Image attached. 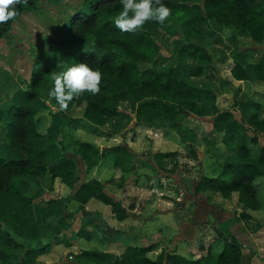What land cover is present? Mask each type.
Here are the masks:
<instances>
[{
    "label": "trees",
    "instance_id": "16d2710c",
    "mask_svg": "<svg viewBox=\"0 0 264 264\" xmlns=\"http://www.w3.org/2000/svg\"><path fill=\"white\" fill-rule=\"evenodd\" d=\"M39 0H18L16 15L4 22L1 34L21 13L38 8ZM171 9L165 24L148 21L135 32H121L112 22L121 10L120 0H88L68 23L69 32L80 41L73 49L49 55L33 68L24 87L18 89L11 102L0 109V122L5 124L4 141L0 143V264H39L40 256L48 254L53 244L72 243L68 236L56 234L40 239L34 245L21 242L15 232H22L33 221L41 219L42 208L35 198L42 195V179L59 177L74 188L81 179L79 156L88 167L98 165L103 159L113 161L127 178L138 163H157L163 167L164 159L176 151H153L151 156L138 155L130 148L115 145L100 149L88 141L76 139L70 151L60 137L66 126L74 121L100 128L112 126L115 119L126 116L121 102L128 101L135 110L137 123L151 126L168 125L175 128L183 141L185 131L190 138L202 142L193 129L182 124L189 113L202 115L212 106L215 112L213 128L223 132V142L230 154L220 155L219 165L212 176L202 174L193 185L196 195L212 189L222 197L232 198L234 193L243 205V211L231 221L214 229L224 239L218 253H192L186 256L174 250L162 249L156 258L148 253L153 243L140 241L127 231L107 222L101 211L90 210L86 204L97 199L110 205L114 216L124 220L131 216L132 206L114 199L105 190V183L92 179L83 181L70 197H52L44 207L47 218H75L80 214L81 231L74 237L91 236L87 226H93L105 242L119 241L126 246L121 254L108 250L85 248L74 253L71 264H240L243 243L236 237L232 226L241 220L253 218L260 209L259 193L264 190V146L258 152L259 134L264 133L262 104L255 102L257 110L248 121L238 119L231 110L232 99L220 87L197 85L189 78L203 76L212 67L213 55L204 44L202 25L213 22L216 29L233 28V37L249 36L255 43H264V0H162ZM168 34L179 39L176 58L170 65L160 62L161 46L157 34ZM243 51L253 52L251 48ZM86 62L100 70V91L95 95L84 93L74 97L64 110L50 111V116L40 113L37 100H45L51 87L53 73L64 70L73 63ZM255 78L264 80V50L257 61L251 63ZM234 78L249 80L252 73L239 61L231 69ZM56 104L54 100L50 101ZM58 144L61 156L48 159L52 148ZM9 148V155L2 152ZM57 146V145H56ZM20 150L26 156H17ZM192 152L197 149L193 145ZM71 200L79 203L75 211L68 209ZM197 221L194 217L192 224ZM78 232V233H77Z\"/></svg>",
    "mask_w": 264,
    "mask_h": 264
},
{
    "label": "rangeland",
    "instance_id": "374dc122",
    "mask_svg": "<svg viewBox=\"0 0 264 264\" xmlns=\"http://www.w3.org/2000/svg\"><path fill=\"white\" fill-rule=\"evenodd\" d=\"M87 1L39 0L38 8L19 14L2 34L1 27L4 23L0 24V109L11 102L14 93L24 87L32 69L38 67L44 59L81 44L69 32L67 26L75 13L85 9ZM202 28L206 34L204 44L213 55L212 67L203 76H193L189 79L194 84L211 88L221 85L223 91L233 99L232 111L236 117L248 121L251 113L250 105L254 101L252 94L264 91V80L255 78L251 65L263 52L264 43H255L249 36L233 37V28L219 30L213 26V22L204 23ZM156 36L161 46L159 60L165 65H170L176 58L180 40L165 33ZM245 47H250L253 52L243 51ZM240 53L249 62L247 69L252 73V77L238 86L237 82L232 84L228 79L231 77L232 65L241 57ZM243 61L246 64L245 60ZM37 105L44 116H50L52 111L59 109L56 104L45 102L42 98L37 100ZM124 108L134 111L128 101L121 102V109ZM214 116L213 107L208 106L202 115L189 113L182 117L183 125L193 128L196 132L200 131L202 139H206L200 143L190 138L191 133L188 131L184 134L189 141H183L178 131L168 125L159 126L171 130L172 137L168 141L164 136L151 138L148 134L135 141L132 151H136L135 153L139 155L150 157L156 150L176 152L164 159L163 167H159L156 162L138 163L127 178L119 177L118 182L113 178L105 182L110 190L114 189L115 184L119 185L116 191L117 197L126 206H132L131 216L124 220L114 219L112 224L110 215L111 217L114 215L111 206L96 200L99 203L97 202L95 207L98 205L108 207L104 214L108 217L107 222L136 235L140 241L155 245V248L148 253L151 258H156L165 248L186 256L192 253H207L209 249L213 253H218L224 245V239L216 233L215 224L222 226L227 233L225 221H233L244 209L235 193L227 200L212 189L198 195L193 190V185L199 181L202 174L212 176L214 167L219 165L220 155L231 153V149L223 143V133L216 132L212 127ZM4 127L5 124L0 122V143L4 141ZM128 135L133 136V141L136 140V134L133 132ZM71 137V142L67 143L69 149L74 147L75 137ZM262 137L264 133L259 134V143L253 147L255 152L264 145ZM81 138H87V135L82 134ZM56 145L58 147L57 143ZM193 145L197 149L195 153L191 151ZM2 152L6 155L10 154L9 148L5 146ZM26 154V151L20 150L17 156H26ZM53 157L54 151L51 150L48 159ZM42 183L44 192L35 198V202L42 208L41 219L37 221L39 231L45 238L51 237L56 231V234L60 233V235L63 232L62 235L68 236L72 244L67 246L64 243H54L51 251L42 255L39 264H71L74 253L85 248L108 250L117 254L125 250L126 246L123 242L103 241L100 233L94 230L93 226L86 227L90 230V237L82 233L74 237L73 231H81L80 214H76L77 219L69 220L62 217L47 218L43 209L48 198L56 194L66 195L65 197H70L72 194L69 188L62 189L59 186L54 188L46 177L42 179ZM77 207L76 202L70 201L68 204V209L71 211H75ZM101 211L103 213V210ZM253 213L255 214L256 211ZM215 215L220 216L218 223ZM194 217L197 221L192 224ZM259 217V220H264V212L259 213ZM252 219L256 220L254 216ZM252 219L241 220L232 226L236 237L243 245L259 236L253 234L259 230L263 221L258 220L253 224ZM248 222L251 225H248ZM19 237L23 238V236ZM250 246L251 249L248 251L253 252L250 255L255 254L257 260L249 264H264V245L260 243L256 249Z\"/></svg>",
    "mask_w": 264,
    "mask_h": 264
},
{
    "label": "crops",
    "instance_id": "0c3cea01",
    "mask_svg": "<svg viewBox=\"0 0 264 264\" xmlns=\"http://www.w3.org/2000/svg\"><path fill=\"white\" fill-rule=\"evenodd\" d=\"M239 36H241V35H239ZM241 37H244V36H241ZM237 38H238V36H237ZM248 48H250V47H245L244 49H248ZM240 55H241V57L237 58L236 61H239L244 67L248 68L249 67V62L246 60L245 56L242 53H240ZM228 60H230V59H228ZM243 60H245L246 64L243 63L244 62ZM228 63H229V61H228ZM232 67H233V65H232ZM197 77H199V76H197ZM228 80H230L232 82V84L237 82L238 86H239V84H241V82L244 81V80H238V79L234 78L232 73H231V77H229ZM195 84H198V83H195ZM224 95L229 97V95L226 94V93ZM252 97H253L252 100H254V101L250 105L251 113H250L249 116L251 117L257 111L254 108V103L255 102H258V103L262 104L261 111H263V116H264V91H263V93L262 92H255V94H252ZM230 99H232V98H230ZM232 103H233V99H232ZM231 110H232V108H231ZM121 111L124 114H126V116H122V117H119V118L115 119L113 124H112V126L100 127V128L97 129L95 127L89 126L88 124H84L82 122L74 121L72 124L66 126V128L64 130V133L61 134L60 137L66 143H70L71 142L70 141V139L72 138L71 136L75 137L73 139L74 147H73V149H69L70 151H73L75 149L74 141L76 139H79V140H82V141L91 142L94 145L100 147V149H104V148L115 146V145H123V146H126V147L130 148L131 150L132 149L134 150L133 145H134V143H136L135 141H137L140 138L144 137L145 134H148L151 138H155L156 136H158V138L161 137V136H164V139H167V141L169 140V138L171 139L172 135H171V130L170 129L159 127V126L158 127L157 126H151V125H148L146 123H137V118L135 116V110L132 112L129 109L124 108V109H121ZM212 127H213V125H212ZM189 128L193 129L191 127H189ZM130 129H131V131H130L131 133L133 132V134H136V136H135L136 140H134V141H133V136L132 135L131 136L128 135V133H130L129 132ZM198 132H196V134H198L200 136L201 141H204L205 138L202 139L200 131H198ZM222 133L223 132H221V134ZM82 134L87 135V138H81ZM223 135H224V133H223ZM263 138L264 137H262V139ZM181 144H184V142H181ZM262 146H264V145H262ZM52 150L54 151V157L53 158L58 159L61 156L59 148L55 145L52 148ZM156 151H160V150H156ZM133 152L135 153L136 151H133ZM136 154H138V153H136ZM79 168L81 170V173H80L81 179H80V181L78 183L75 184L74 188H70L69 186L64 184L59 177H56L55 179H51L49 176H46V178H48L49 181L52 182V185H53L54 188L56 186H59L62 189L63 188H69V189H71V191H70L71 193L70 194L73 195L77 191V189L79 188L80 184L83 181H88V180H92V179H98V180H100V181L105 183L109 179L116 178L117 181L115 179H113V180L115 182H118L119 177H121V170L119 168L115 167L113 161H111L109 159H103L98 165H95L93 167H88L87 164L84 162L83 158L81 156H79ZM115 182H111V183L113 184ZM115 185L116 186H113V188H114L113 190H110V188L105 185L106 186L105 190H106V192L108 194L113 196L114 199L119 200L118 197H117V192H116L117 189H119V185H117V184H115ZM107 190H109V191H107ZM235 194L238 196L237 193H235ZM65 196H61V195L56 194L53 197H65ZM96 200L97 199H91L86 204V207L88 209H90V210H98V211L103 210L102 214L104 216V214L106 212L105 210L108 207L107 206L102 207V205H98L97 207H95L94 205H96L97 202H98ZM259 200H260V203H261V207H260V209L256 210L255 214L253 213V216L256 218V220L255 219L251 220V222L253 224H256L258 222V220L260 218L259 217V213L262 214L264 212V190H262L259 193ZM72 201L76 202L77 206L79 205V203L77 201L71 200V202ZM75 218L77 219L76 215H75ZM104 218L105 219L108 218L107 215H105ZM110 219L112 220L111 221V223H112L114 221V219H117V218L115 216L111 217V215H110ZM259 221H263V222L260 223L261 226H260L259 230L257 232H254V234H253V235L258 234L259 236L257 238L255 237V239H251L250 243L248 242V243L244 244L246 246V248H243L244 249L243 250L244 253H243L242 261H241L240 264H246V262L249 264V263L253 262L254 260H257V257L254 256L255 254L254 255H250V253L253 254V252L250 251V253H249V251H248V249H251L250 245L255 247V249L258 246H260V243H262L264 245V220H259ZM38 225H39L38 222L33 221L22 232H15L16 238L19 241H21V242L32 243L34 245L40 239V231H39V226ZM248 225H251V224H249V222H248ZM112 226H114L115 228H118V227H116V225H112ZM19 236H23V238H21ZM221 249L219 251H221ZM42 258H43V256L41 255L39 260L41 261ZM255 264H258V263H255Z\"/></svg>",
    "mask_w": 264,
    "mask_h": 264
},
{
    "label": "clouds",
    "instance_id": "9594fccd",
    "mask_svg": "<svg viewBox=\"0 0 264 264\" xmlns=\"http://www.w3.org/2000/svg\"><path fill=\"white\" fill-rule=\"evenodd\" d=\"M18 0H0V24L16 15ZM121 10L112 22L121 32H135L146 22L165 24L171 9L162 0H120ZM101 72L86 62L73 63L64 70L53 73L51 87L45 102L54 100L60 110L68 107L74 97L84 93L95 95L100 91Z\"/></svg>",
    "mask_w": 264,
    "mask_h": 264
},
{
    "label": "water",
    "instance_id": "95a60500",
    "mask_svg": "<svg viewBox=\"0 0 264 264\" xmlns=\"http://www.w3.org/2000/svg\"><path fill=\"white\" fill-rule=\"evenodd\" d=\"M216 216V215H215ZM220 216H216L217 223L219 222ZM218 225V224H217Z\"/></svg>",
    "mask_w": 264,
    "mask_h": 264
}]
</instances>
